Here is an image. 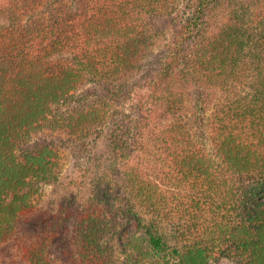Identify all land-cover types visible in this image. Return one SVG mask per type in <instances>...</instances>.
<instances>
[{"label":"trees","instance_id":"1","mask_svg":"<svg viewBox=\"0 0 264 264\" xmlns=\"http://www.w3.org/2000/svg\"><path fill=\"white\" fill-rule=\"evenodd\" d=\"M177 9L0 0V244L57 182L60 154L93 145L98 205L78 217L77 264H264V0ZM165 18L172 39L153 50ZM21 253L62 264L45 245Z\"/></svg>","mask_w":264,"mask_h":264},{"label":"rangeland","instance_id":"2","mask_svg":"<svg viewBox=\"0 0 264 264\" xmlns=\"http://www.w3.org/2000/svg\"><path fill=\"white\" fill-rule=\"evenodd\" d=\"M75 1V0H68ZM186 0H177V15H182ZM263 7L259 8L262 10ZM256 10V9H255ZM258 12V11H257ZM180 17V16H178ZM154 46L163 48L173 36V23L169 19L157 20L153 25ZM157 51V50H156ZM155 52L147 51L145 55L150 61ZM236 85L234 91L243 93L248 71ZM136 74H133L135 76ZM132 78L130 83H134ZM214 96L217 99L230 97L227 90L215 88ZM95 97L98 93L92 84H87L82 93ZM126 102V110L135 113L137 101L132 99ZM214 105V103H213ZM210 105L209 118L212 117L214 107ZM212 148L211 145H208ZM98 149L93 145H83L80 149L71 148L60 154V171L56 183L44 187L35 198L33 212L21 218L16 238L8 243L0 244V264H27L22 258L24 245H45L51 255L62 264H77V248L75 246V226L79 215L92 204H97L94 196V183L98 169ZM135 165L134 162H130ZM98 205V204H97ZM212 264H238L234 259L226 256L211 261Z\"/></svg>","mask_w":264,"mask_h":264}]
</instances>
